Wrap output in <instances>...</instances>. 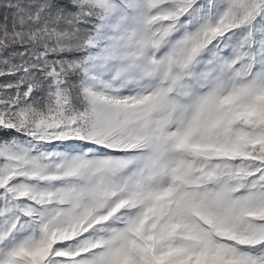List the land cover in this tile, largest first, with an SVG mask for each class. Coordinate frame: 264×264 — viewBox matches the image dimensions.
<instances>
[{"label":"snow or ice","instance_id":"obj_1","mask_svg":"<svg viewBox=\"0 0 264 264\" xmlns=\"http://www.w3.org/2000/svg\"><path fill=\"white\" fill-rule=\"evenodd\" d=\"M0 264H264V0H0Z\"/></svg>","mask_w":264,"mask_h":264}]
</instances>
